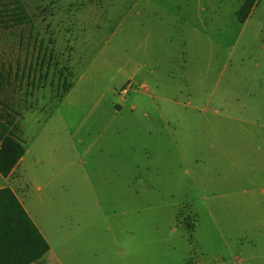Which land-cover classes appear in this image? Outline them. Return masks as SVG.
<instances>
[{
  "label": "rangeland",
  "instance_id": "374dc122",
  "mask_svg": "<svg viewBox=\"0 0 264 264\" xmlns=\"http://www.w3.org/2000/svg\"><path fill=\"white\" fill-rule=\"evenodd\" d=\"M19 1L30 23L0 24V112L19 114L9 184L47 264H264V202L209 210L190 166L216 156L219 120L238 124L223 113L264 123L248 94L264 0L242 23L244 0Z\"/></svg>",
  "mask_w": 264,
  "mask_h": 264
},
{
  "label": "crops",
  "instance_id": "0c3cea01",
  "mask_svg": "<svg viewBox=\"0 0 264 264\" xmlns=\"http://www.w3.org/2000/svg\"><path fill=\"white\" fill-rule=\"evenodd\" d=\"M257 3L254 5H257ZM256 51L258 52L252 56L248 65L249 70L254 74L257 82V89H252L248 93L253 100L250 110L254 115L257 112L256 108L264 106V43L259 45ZM218 112L216 110V113ZM244 113V110H235L230 115L223 113L222 116L225 119L236 121L238 124L227 125L226 120H219L216 128L221 138H218L216 142L208 143L209 147L217 149L216 156L210 158L204 153L190 165H193L192 169L194 172L198 171V183L206 192L204 205L209 210L213 211L215 209L212 206L214 205L212 202L213 198L222 196L230 200L234 209L235 207L238 208L239 203L243 204V208H246L244 206L246 204H256L260 200L264 202V123L259 122L257 117L252 120H247L242 117ZM239 122L242 124H239ZM24 154L25 151L8 176L3 177L0 175L3 181L0 188L10 187L23 207V199L9 184V180L24 160ZM226 167L229 169V173L224 170ZM185 171L186 173H190L191 168L187 167ZM192 177L195 181V177ZM223 187H226V189ZM237 208L236 210H238ZM24 209L48 242L41 227L34 221L25 207ZM50 251L51 246L49 244V250L43 255L42 263L33 261L29 264H47V255Z\"/></svg>",
  "mask_w": 264,
  "mask_h": 264
},
{
  "label": "trees",
  "instance_id": "16d2710c",
  "mask_svg": "<svg viewBox=\"0 0 264 264\" xmlns=\"http://www.w3.org/2000/svg\"><path fill=\"white\" fill-rule=\"evenodd\" d=\"M11 4L12 6L0 9V24L3 27H12L30 23L24 5L19 0H13ZM253 5L254 0L242 2L236 12L239 22L245 21ZM52 55V52H49V58ZM41 62H45L43 58ZM70 85L71 83L64 81L62 92L68 90ZM12 112L13 114L8 112L5 115L0 112V175L3 177L12 172L25 151L22 132L16 118L19 114L15 110ZM187 218L186 224L193 230L194 216L188 215ZM48 250V242L11 188H0V264H29L33 261L42 263V257Z\"/></svg>",
  "mask_w": 264,
  "mask_h": 264
},
{
  "label": "built area",
  "instance_id": "2783aa9c",
  "mask_svg": "<svg viewBox=\"0 0 264 264\" xmlns=\"http://www.w3.org/2000/svg\"><path fill=\"white\" fill-rule=\"evenodd\" d=\"M120 92L121 93H126V89H122Z\"/></svg>",
  "mask_w": 264,
  "mask_h": 264
}]
</instances>
